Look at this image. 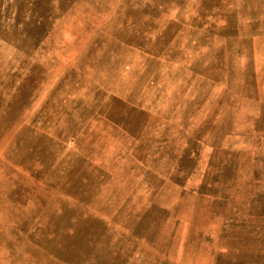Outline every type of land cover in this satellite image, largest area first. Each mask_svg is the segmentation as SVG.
<instances>
[{
    "label": "rangeland",
    "instance_id": "obj_1",
    "mask_svg": "<svg viewBox=\"0 0 264 264\" xmlns=\"http://www.w3.org/2000/svg\"><path fill=\"white\" fill-rule=\"evenodd\" d=\"M0 264H264V0H0Z\"/></svg>",
    "mask_w": 264,
    "mask_h": 264
}]
</instances>
